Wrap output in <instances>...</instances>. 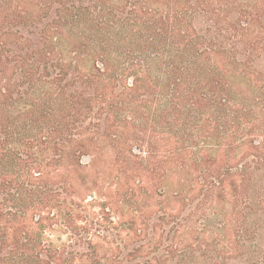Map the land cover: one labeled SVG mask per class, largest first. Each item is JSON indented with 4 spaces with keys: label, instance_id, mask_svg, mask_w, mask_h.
<instances>
[{
    "label": "trees",
    "instance_id": "1",
    "mask_svg": "<svg viewBox=\"0 0 264 264\" xmlns=\"http://www.w3.org/2000/svg\"><path fill=\"white\" fill-rule=\"evenodd\" d=\"M145 124L190 134L165 156ZM84 125L136 130L123 194L166 206L80 264H264V0H0V264L69 261L43 231Z\"/></svg>",
    "mask_w": 264,
    "mask_h": 264
},
{
    "label": "rangeland",
    "instance_id": "2",
    "mask_svg": "<svg viewBox=\"0 0 264 264\" xmlns=\"http://www.w3.org/2000/svg\"><path fill=\"white\" fill-rule=\"evenodd\" d=\"M75 127L76 130H73V133L78 141L73 145L75 147L79 144L82 145V148L79 149L81 152L78 155L79 160L77 159L80 167L73 171L74 168L70 163L64 160L68 165L64 169L60 168L61 177H58L56 183L60 185L59 188H62V197L75 201L77 206L73 204L72 210H62L63 213H70V220L65 221L63 225H60L61 222L58 225L54 224L43 231L45 238L59 246L60 252L65 254L63 257L69 259L67 263L63 264H80V259H87L95 255L93 250L100 257L106 256L107 248L110 252L113 250V256L118 257L116 247L122 248L126 234L128 236L132 234L126 228L132 225L130 221L133 215L137 217L134 219L136 226L142 227L139 224L144 222L147 225L157 223L159 222L157 217L163 215L162 208L166 206V204L161 205L159 198L154 193L152 198L145 200V204L150 205L148 208L150 216L146 219L144 216L142 217V213L147 208L137 209L138 206L131 205L126 194H123L124 191L121 188L123 168L125 167L123 157H116L118 161H115L116 158H112L115 152H112L108 145L115 139L131 136L136 133V130L124 125L113 126L108 130L87 125ZM139 128L145 138L150 137L159 144L157 145L160 151H165L160 153L165 156H168L169 147L183 145L182 143L187 139L186 135L190 134L188 129L180 130L179 133L177 129L154 130L148 124ZM132 147H134V143L130 142V148ZM133 150L139 155L136 149L133 148ZM52 156V154L44 155L43 162L51 163ZM141 157L144 156L141 155ZM164 160L168 161V158ZM156 172L162 173V171ZM69 186L71 187L70 191H68ZM3 197L9 198L6 192L0 191V199ZM141 197L139 196V199ZM32 218L33 215L31 221ZM33 232H36V229H33ZM97 245H102L104 250L97 249ZM70 259H73V262H70ZM132 263L129 261V264Z\"/></svg>",
    "mask_w": 264,
    "mask_h": 264
}]
</instances>
